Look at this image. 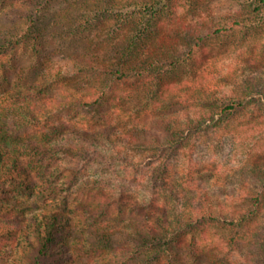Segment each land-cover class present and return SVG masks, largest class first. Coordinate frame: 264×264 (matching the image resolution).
<instances>
[{"label":"trees","instance_id":"1","mask_svg":"<svg viewBox=\"0 0 264 264\" xmlns=\"http://www.w3.org/2000/svg\"><path fill=\"white\" fill-rule=\"evenodd\" d=\"M213 1L0 0V195L11 201L0 202V264H56L77 249L73 189L96 195L87 242H102L106 264H264V157L225 199L183 167L198 137L264 122V84L229 93L208 70L264 28V0L227 16ZM90 157L108 174L80 180L73 160ZM128 181L145 183L141 197L121 193Z\"/></svg>","mask_w":264,"mask_h":264},{"label":"rangeland","instance_id":"2","mask_svg":"<svg viewBox=\"0 0 264 264\" xmlns=\"http://www.w3.org/2000/svg\"><path fill=\"white\" fill-rule=\"evenodd\" d=\"M69 1L58 0L56 4L59 3V6H61L63 3L67 4ZM241 5L242 1L239 0H214L212 2V7L216 15L223 16L235 14ZM8 17L10 16H6V21ZM47 25L49 26L50 30L48 29V31L50 32L53 20L48 22ZM263 29L259 32L252 33L248 41L235 45L233 49L215 52L214 56L209 59L208 70L211 72L209 73V77L227 78L230 80L226 86L219 85L220 88L223 87L225 91L231 93L236 87H240L241 83L245 80H255L264 84V54L259 53V48L264 44ZM56 57L59 59L60 56ZM60 63L64 65L66 62L65 60H59L56 65H60ZM237 123V127L231 135H225L221 139H216L214 134L210 133L198 137V140L194 141L195 146L187 152V155L182 160L183 167L188 166L187 169L191 171V177H200L202 183L215 194L213 196L215 199H225L227 196L233 197L231 195L232 193L236 196L240 195L242 193V185L247 183L251 177L253 169L250 161L251 158L260 155L262 157H258V159L261 160L264 157V122L251 123L241 118ZM91 158L83 160L76 158L73 160L75 163H78L81 170L80 180L93 175L102 176L108 174V164L99 163ZM196 168L199 170L202 168V172H198L197 174L195 172ZM133 176L137 177V169L136 172H133ZM118 177L119 175H115L113 179H110L108 182L110 187H115V183L117 182L115 178ZM145 189V183H135L133 185V183L128 181L125 185L121 184L120 191L126 196H129L131 191L132 193L136 191L133 195H139L141 197ZM202 191L205 192V190ZM69 196L70 202L74 207L71 212L73 215L72 229L74 231L72 239L75 238L74 244L76 245L77 243V249L71 255L62 252L63 254L60 255L56 264H106L109 252L103 246L102 242H87L90 241L89 239L93 235L92 230L94 228L93 221L88 216L91 212L98 209L96 208V195L90 192V190L73 189ZM26 200L28 204L24 203L18 207L21 210H25L29 215H32L38 207L36 205H29L30 201L28 198ZM0 202L7 204L11 201L5 199L4 194H1ZM229 202L235 203V200H229ZM112 216L113 218L117 217L116 215ZM131 217H136V214L128 210L116 221L117 225H123ZM212 228L214 241L220 240L221 229L213 226ZM98 240L101 241L100 238ZM119 241L121 244L123 243L122 238ZM78 243L80 244L78 245ZM242 256L241 253L237 252L233 258L240 260ZM186 261V264H193L191 259H186ZM208 263V258L204 257L201 264Z\"/></svg>","mask_w":264,"mask_h":264}]
</instances>
